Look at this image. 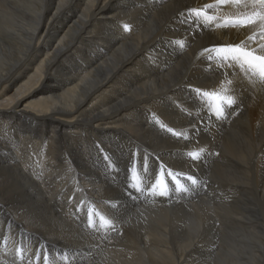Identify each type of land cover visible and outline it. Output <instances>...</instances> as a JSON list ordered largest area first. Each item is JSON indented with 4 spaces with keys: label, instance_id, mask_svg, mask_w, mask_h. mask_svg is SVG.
Masks as SVG:
<instances>
[{
    "label": "bare ground",
    "instance_id": "6f19581e",
    "mask_svg": "<svg viewBox=\"0 0 264 264\" xmlns=\"http://www.w3.org/2000/svg\"><path fill=\"white\" fill-rule=\"evenodd\" d=\"M216 3L0 0V264H264V78L212 51L264 40Z\"/></svg>",
    "mask_w": 264,
    "mask_h": 264
},
{
    "label": "snow or ice",
    "instance_id": "6c2138e0",
    "mask_svg": "<svg viewBox=\"0 0 264 264\" xmlns=\"http://www.w3.org/2000/svg\"><path fill=\"white\" fill-rule=\"evenodd\" d=\"M232 4H235L241 11L232 17L225 18L224 26L241 30L252 29L254 36L258 35L261 40H264V0H217L216 5H208V7L231 6ZM197 15H199L198 12ZM257 28L261 30L259 33L255 32ZM253 43H255L253 37H247L239 44L216 47L212 51L225 62L242 61L241 66L247 65L250 69L259 68L260 75L264 76V43H256V47L252 48ZM208 59L211 60L212 57ZM225 66H228L227 63ZM189 179L192 178L189 177ZM192 182L195 183V180ZM161 195H167V193L162 192Z\"/></svg>",
    "mask_w": 264,
    "mask_h": 264
},
{
    "label": "rangeland",
    "instance_id": "374dc122",
    "mask_svg": "<svg viewBox=\"0 0 264 264\" xmlns=\"http://www.w3.org/2000/svg\"><path fill=\"white\" fill-rule=\"evenodd\" d=\"M164 177H161L160 176V178H159V181H158V187H162V188H159V190H160V192H164V190H165V192L166 191H168V189H170V187H169V185H168V183H167V180H165V178L167 179V177H173V176H171V174H165V175H163ZM131 177H132V175H131ZM138 177H135V176H133L132 178H131V186H138L139 185V178L137 179ZM133 179V180H132ZM138 180V181H137ZM166 181V182H165ZM176 181V179L175 178H173V180H172V182H175ZM162 189H163V191H162ZM179 191V190H178ZM178 191H176V192H178ZM182 191V188L180 189V191L178 192V193H180ZM175 192V193H176ZM167 194H169L168 192H166ZM177 194V193H176ZM164 196H166V195H164ZM90 221V220H89ZM118 234L120 235L121 234V231L120 232H118ZM117 234V235H118ZM118 235V236H119Z\"/></svg>",
    "mask_w": 264,
    "mask_h": 264
}]
</instances>
